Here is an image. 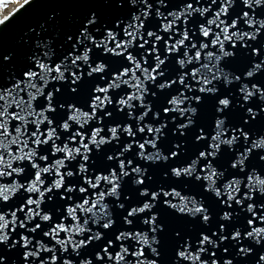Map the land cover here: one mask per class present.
Masks as SVG:
<instances>
[{"label":"snow or ice","instance_id":"obj_1","mask_svg":"<svg viewBox=\"0 0 264 264\" xmlns=\"http://www.w3.org/2000/svg\"><path fill=\"white\" fill-rule=\"evenodd\" d=\"M12 2H18L19 7L0 18V28L30 6L33 0H0V10L6 11ZM170 2L129 0L138 11L125 21H117L116 28L123 25L122 38L121 32L106 28L98 40L89 31V26L97 22L93 15L72 45V51L55 63L51 50L33 54L29 60L34 67H29L22 79L13 77L14 83L8 87L0 84V244L23 248L25 264L29 261L31 264H76L68 258L69 250L79 257L82 250L101 241L104 243L95 252V261L101 264L105 258L106 264H160V233L165 232V226L158 223L160 215L154 209L161 203L181 217L199 219L204 226L198 232L191 229L172 231L174 255L170 257V264H220L215 257L221 244L230 242L233 247L239 246L237 254L241 257L253 252L251 247L243 246L245 240L264 245V201H256V193L264 197V174L256 168L249 171L246 164L254 151L264 152V136L252 139L250 131L244 127L250 124L249 119H244L243 125L233 126L225 114L226 110L235 111L237 106L244 110L245 104L257 94L264 102V89L258 84L250 86L245 82L264 72V60L253 62L240 74L227 69L223 63L236 56V52L229 50V45L236 49L239 44L244 55L251 48L253 56H260V49L252 48L248 41H256L264 34V18L256 16V10L264 8V0H239L249 11L241 10L237 15H233L237 0H219V8L215 11L212 6L218 0H210V3L204 0L207 6H203L201 0H177L178 9L162 11L169 7ZM153 14L159 21L156 30H151L146 24ZM197 16L202 22H197V27L193 28L192 21ZM241 21L248 31L243 29ZM197 31L200 39L195 38ZM89 44L114 57H123L127 65H122L118 73L113 72L104 86L96 84L93 89L95 95L89 104L90 112L69 104L67 118L57 124L49 114L57 111L53 102L61 89L47 90L52 82L63 83L71 76V83L77 84L84 75L82 65H87L88 77L98 75L101 81L106 79L109 66L104 62L92 65L90 54L93 49ZM110 44L114 47H109ZM77 45H81L82 50ZM37 47L41 45L38 43ZM172 56L176 57L179 71L175 78L163 79L167 71L163 66ZM9 59V56L4 57V60ZM158 80L162 82L157 83ZM149 84L159 91L172 89L174 85L180 87L167 100L168 106L154 110L152 103L146 102L149 95L157 97V92L151 91ZM221 86L225 91L222 97ZM233 87L238 94L236 105L229 98L234 95ZM122 88L128 91L122 93L115 104L121 113L127 109V118L134 122L135 127L133 123L109 125V135L105 136L104 118L113 116L111 111H107L114 103L111 93ZM70 90L77 92L76 87ZM207 97L219 98L216 100L215 117L210 123H202L195 136V141L206 143V147L197 155L184 159L181 144L174 143L173 150L165 155L160 140L168 123L175 125L173 135L176 132L185 135L196 124L194 118L199 113L193 103L202 105ZM41 98L47 103L38 107L37 102ZM59 107L63 109L64 105ZM161 111L169 120H162ZM246 113L252 120L258 115L252 107H248ZM178 118L184 122L178 123ZM93 121L100 126L93 127L89 136L82 130ZM154 121L161 122L157 125ZM73 125L77 126L75 131L72 130ZM61 133L70 135L62 140ZM122 134L129 138V142L124 143L118 152L106 155L109 163L105 168L97 170L93 167V147L100 151L102 146L113 142L119 145ZM61 140L62 143H58ZM48 145L51 146V157L59 158H50L44 148ZM224 146L229 153H234V158L228 167L221 170V166L213 161L221 157ZM133 148L138 150L135 156L141 161L155 164L175 160L179 166L170 168L174 178L194 177L197 183L202 181L204 191L210 193L214 197L213 203L218 202L219 205L216 226L213 227V215L202 197L198 199L185 194L183 189L171 185L158 184L153 190L150 185L153 178L148 175V169L126 156ZM259 159L264 161V155ZM201 161L205 163L201 165ZM74 163L75 170L72 167ZM25 164L31 167V178L21 183L18 178L29 170L19 165ZM168 174L164 172L163 176L167 178ZM46 177H53L51 183ZM128 177H133L131 183L138 190V201L126 206L121 197ZM8 178H12L11 183L2 182ZM21 190L28 194L27 199L18 207L4 210L2 205L10 203ZM57 192L59 200L65 203L54 211L46 210L45 206L54 202ZM110 199L115 201V208L126 213L120 216L122 228H117L116 232H112L117 222ZM131 199L130 195L123 196L124 201ZM17 229L21 230L19 238L11 240V234ZM223 252L228 253L229 248L224 247ZM61 256L64 257L62 260ZM0 264H5L3 255H0ZM79 264H94V261L85 258ZM223 264H234V261L224 259ZM257 264H264V254L259 256Z\"/></svg>","mask_w":264,"mask_h":264},{"label":"water","instance_id":"obj_2","mask_svg":"<svg viewBox=\"0 0 264 264\" xmlns=\"http://www.w3.org/2000/svg\"><path fill=\"white\" fill-rule=\"evenodd\" d=\"M207 2L210 3V0H207ZM201 3L203 6H207V4L204 3V0H201ZM17 7H19V5L13 7L7 14L14 12ZM172 8H179L177 0H171L169 7L167 9H162V11L167 12ZM212 8L213 11L219 8V0L216 5L212 6ZM241 10L249 11V9L244 8L243 4L239 3V0H237V5L233 8V15L240 14ZM136 11H138V8L133 7L129 3V0H33V3L30 6H26V8L21 10V12L17 14L5 27L0 28V84H2L4 87H8L11 83H14L13 77L22 79L23 73L27 71L29 67H34V64L29 60V57H31L33 54H42L43 51L51 50L54 52L53 63H55L68 52L72 51V45L76 43L77 37L80 35L81 30L84 28L87 21L93 17V15H95L97 22L94 25L89 26V31L92 32L93 35H95L99 40L104 35L106 28L121 32L123 25H121V28H116L117 21H125L133 12ZM256 16L259 18H264V8L257 9ZM197 22H202L198 16L192 21L191 26L196 28ZM146 24L151 30H156L159 25V21L155 20L153 14V17L146 21ZM241 25L243 26V21H241ZM96 29H99V32H97ZM243 29L245 31L249 30L247 26H243ZM69 37H71V40L68 39ZM195 38L200 39L198 31L196 32ZM38 43L41 45V47H37ZM248 43L252 48L260 49V56H253L251 54V48L248 49V54L244 55V50L239 46V44L237 45L236 49H232L229 45V50L236 52V56L234 58L226 59L223 62L227 69L235 70L237 74H240L242 71H246L247 68L251 67L253 62L258 63L261 60H264V34L260 35L256 41H248ZM88 46L92 47L93 49L92 53L90 54L92 57L91 63L93 66H95L97 62H104L109 66L108 72L105 73L106 79L101 81L98 75H94L91 78L88 77L87 72L89 69L87 65H82L84 75L82 80L77 84L73 85L71 83V76H68L67 81L63 83L55 81L52 82L47 90L54 91L56 88L61 89L60 92L55 94L53 102V106L56 107L57 111L55 113L49 114L57 124L62 122L63 119L67 118L69 104H74L76 107L90 112L91 108L89 107V104L91 102L92 96L95 95L93 89L95 88L96 84L99 83L101 86H104V84L111 79L113 72L118 73L121 70L122 65H127V61L124 60L123 57L117 58L111 53H104L102 49H96L91 44ZM77 47L82 50L81 45H77ZM109 47H114V44H110ZM161 53L163 54L162 46ZM136 54H139V49H137ZM5 56H9L10 59L4 60ZM175 59V56L169 57L168 61L163 66L165 69H167L166 75L163 79L175 78V74L179 71L178 66L175 64ZM149 60L151 62V57ZM77 72L79 74V70H77ZM160 82L162 81H157V83ZM245 82L250 86L251 84H258L262 89H264V72L258 73L253 79L247 80ZM72 87L77 88L76 93L71 92L70 89ZM148 87L151 91L157 92V97L153 98L151 95H149L146 98V102H151L154 110L158 108L162 110L163 107L168 106L167 100L170 99L171 95L174 94L176 89L180 86L174 85L172 89L165 91H159L153 84H149ZM127 91V88H122L111 93L114 103L108 107L107 111H111L113 116L111 119L107 117L104 118L103 127L105 128V131L103 135H109L107 132L109 125L114 126L117 123H120L121 125L124 123H133V127H135L134 122L129 121L127 118V109L121 113L118 111V108L115 104V100L118 99L122 93H126ZM232 91L234 95L230 96L229 98L232 99L233 104L236 105V98L238 94L235 93V87H233ZM193 94L194 93H189V95ZM224 94L225 91L221 86L220 96L222 97ZM218 98L219 97H207L206 102L202 105H196L193 103V106L199 109V113L198 116L194 118L196 119V124L189 128L185 135L181 136L179 132H176L175 135H173V129L175 128V125L171 122L168 123V127L164 129L165 135L162 136L160 140V147L165 155H168L170 151L173 150L172 146L174 143L181 144V156L184 159H188L189 157L197 155L200 150L206 147V143H197L195 141V136L198 134V129L202 123H210L215 117V106L216 100ZM240 100L242 102V97H240ZM46 103L47 101L41 98L37 102V106L40 107ZM61 104L64 105L63 109H60L59 107ZM248 107H252L258 112L255 120H252L251 117L247 115L246 109ZM261 108H264V102L259 99V94H257L252 98L250 103L245 104L244 110L239 109L237 106L235 111L228 112V110H226L225 114L228 117V122L233 126L243 125V120L249 119L250 124L244 125V127L246 131H250V136L252 139H254L257 136H264V111H260ZM100 115L103 116L104 113L101 112ZM161 116L162 120H169V118L163 117L162 111ZM148 119L151 120V116H149ZM160 122L161 121H154V123L157 125ZM177 122L183 123L184 121L179 120L178 118ZM97 126L100 125H97L96 122L93 121L86 129H83L82 131H86L90 136L91 129ZM76 128L77 126L73 125L72 130L75 131ZM66 135H70V133H61L62 140ZM62 140L58 143H62ZM126 142H129V138L122 134L119 145L113 142L112 144L102 146L100 151H96V149L93 147L92 159L95 161L93 167H95L97 170L105 168L109 163L106 161V155L118 152ZM50 147V145L44 146L50 155V158H59V156L51 157ZM136 151L138 150L133 148V151L131 153H127L126 156L128 158L134 159L136 163L140 164L141 167L148 169V175L152 176L153 178L150 182L153 190H155V187L158 184H163L166 187L171 185L183 189L185 194L194 195L198 199L202 197L206 201V206L210 208V212L213 215V227L216 226L215 220L217 219V210L219 205L218 202L213 203L214 197H212L210 193L204 191L202 187V181L197 183L194 180V177H181L179 179L174 178L171 176L170 168L172 166H179L175 160L170 159L167 162L158 161L153 164L149 161L138 160L135 156ZM149 151H152V149L149 148ZM261 155H264V152L254 151L249 160L246 161L249 171L252 168H256L261 174H264V161L259 159ZM232 158H234V153H229L228 148L224 146L222 147L221 157L217 161H213V163L221 166V170H223V168L230 165ZM78 162L79 158L76 163ZM203 163L205 162L201 161V165ZM19 166H25L29 170L26 175L18 178L21 183H24L26 180L31 178V167L27 164ZM72 167L73 170H75V163L72 165ZM164 172L169 173L167 178L163 176ZM241 175H246V173H242ZM46 179L48 180V183H51L53 177H46ZM132 179L133 177L125 178V183L123 185L121 202H125L126 206L129 204H136L138 201V190L132 185ZM2 182L11 183L12 178H8ZM243 191L244 189L242 188L241 195L243 194ZM59 195L60 194L58 192L55 194L54 202L47 204L45 206L46 210L52 209L54 211L55 208L60 207L65 203V201L59 200ZM124 195H130L132 197L131 201H124ZM27 196L28 194L21 190L15 197H13L10 203L3 204L2 207L4 210L18 207L20 203L27 199ZM162 199L163 197L161 198V201ZM256 201H264V197H261L259 193H256ZM109 203L113 204V210L115 213L114 219H116L117 222L116 228H113L112 232H116L117 228H122L120 216L126 213H122L121 210L115 208V201L110 199ZM246 203L247 202H245V206ZM154 211H157L160 215V220L158 223H163L165 226V232L160 233L161 255L159 261L160 264H170V257L174 255L171 241L172 231L191 229L194 232H198L204 226L201 224L199 219L190 220V218L186 216L181 217L172 210L164 208L162 203L158 204ZM236 211L239 212L240 209L237 208ZM241 215L243 216L246 214L241 213ZM22 218L23 216L21 214V219ZM20 231V229H17L16 233H12L11 240L18 239ZM105 235L107 236L108 233ZM11 240L9 241V245L11 244ZM103 243V241L95 242L92 246L82 250L79 257L71 254V250H69L70 254L68 258L73 259L76 264H79V261L85 258L93 259L94 264H101V262L95 261V252L99 250ZM243 246L251 247L253 252L246 257H241L237 254L239 246L233 247L229 242L227 244H221V248L217 251V257L215 258L219 260L220 264H223L224 259H233L234 264H257L259 261V256L264 254V245H256L252 241L245 240ZM224 247L229 248L228 253L223 252ZM116 250H118V247ZM24 251L25 250L19 245H17L15 248H10L9 246L0 244V255L5 257V264H25L23 259ZM58 255L60 254L58 253ZM63 258L64 257L61 256V260ZM106 260L107 258H105L104 264H106ZM29 264H31V261H29Z\"/></svg>","mask_w":264,"mask_h":264},{"label":"bare ground","instance_id":"obj_3","mask_svg":"<svg viewBox=\"0 0 264 264\" xmlns=\"http://www.w3.org/2000/svg\"><path fill=\"white\" fill-rule=\"evenodd\" d=\"M19 2H21V0H19ZM17 5H19L18 2H12V3L9 4V6H8L6 11L5 10H0V18H2L3 15H6L13 7H15Z\"/></svg>","mask_w":264,"mask_h":264}]
</instances>
